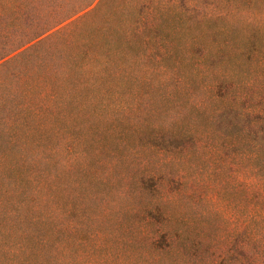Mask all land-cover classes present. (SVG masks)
I'll use <instances>...</instances> for the list:
<instances>
[{
    "label": "trees",
    "instance_id": "trees-1",
    "mask_svg": "<svg viewBox=\"0 0 264 264\" xmlns=\"http://www.w3.org/2000/svg\"><path fill=\"white\" fill-rule=\"evenodd\" d=\"M0 19V84L11 82L0 90V264H60L51 239L63 176L92 168L90 181L109 182L95 171L115 167L101 157L114 152L111 132L97 135L113 120L107 109L144 82L143 60L169 54L188 63L174 74L182 109L152 125L142 147L175 170L130 163L142 213L171 221L167 204L184 190L168 182L181 186L188 158L203 153L210 170L226 167L238 196L229 232L240 264H264V0H0ZM78 133L85 160L72 156ZM174 233L155 228L151 246L174 250Z\"/></svg>",
    "mask_w": 264,
    "mask_h": 264
},
{
    "label": "rangeland",
    "instance_id": "rangeland-1",
    "mask_svg": "<svg viewBox=\"0 0 264 264\" xmlns=\"http://www.w3.org/2000/svg\"><path fill=\"white\" fill-rule=\"evenodd\" d=\"M3 25L0 19V44L5 40ZM7 25L5 30L11 34L12 25L8 22ZM142 62L146 68H151L146 72L144 82L132 87L119 105L107 109L113 120L106 125V131L102 129L97 133L98 137H104L110 131L113 138L114 152L101 157L115 162V167L95 170L110 173L109 182L90 181L92 168L87 172H68L62 178L61 233L59 238L53 236L51 239L52 244L57 241L60 244V250L57 249L61 254L60 264H240L236 236L229 232L237 219L238 196L230 194V177L221 162L210 170L203 153L200 158L195 155L188 158L194 167L187 164L183 184L168 182L170 189L180 187L184 190L167 204L171 221L155 223L142 213L147 197L136 195V184L130 179V163L136 162L143 167L150 162L155 165L159 162L171 173L169 177L174 175V164L159 159L156 162L151 152L142 146L151 138L152 125L171 121L182 109L174 74H187L189 70L187 60L172 54ZM9 83L10 80L0 84V90ZM80 133L73 135L77 145L72 156L85 160L88 151ZM92 163L98 166L94 160ZM230 202L232 213L228 209ZM211 203L216 206V214L210 212ZM155 228H170L175 232L174 250L151 246V233ZM216 235V242H213L211 237ZM198 236L202 244L194 247ZM231 246L233 249L228 250Z\"/></svg>",
    "mask_w": 264,
    "mask_h": 264
}]
</instances>
